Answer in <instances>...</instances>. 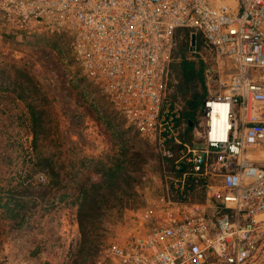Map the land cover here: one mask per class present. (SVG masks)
I'll use <instances>...</instances> for the list:
<instances>
[{"label":"built area","instance_id":"obj_1","mask_svg":"<svg viewBox=\"0 0 264 264\" xmlns=\"http://www.w3.org/2000/svg\"><path fill=\"white\" fill-rule=\"evenodd\" d=\"M0 14L67 32L84 74L169 164L145 229L109 242L106 264H264V0H0ZM184 28L205 63L192 119L169 94Z\"/></svg>","mask_w":264,"mask_h":264},{"label":"rangeland","instance_id":"obj_2","mask_svg":"<svg viewBox=\"0 0 264 264\" xmlns=\"http://www.w3.org/2000/svg\"><path fill=\"white\" fill-rule=\"evenodd\" d=\"M182 57L201 58L179 30L169 64V94L182 108H191L207 88L197 77H184ZM0 59L28 68L43 87L52 126L41 148L60 173L57 188L44 199L28 200L16 216L3 211L7 198L0 200V264H106L109 242L145 229L142 210L168 191L169 164L104 88L84 74L67 32L43 25L17 30L0 14ZM17 123L11 129L24 140L25 128ZM11 148L5 162L0 156V189L23 164V154L14 151L16 145ZM36 179L45 182V173L38 172ZM93 212L87 220L80 215Z\"/></svg>","mask_w":264,"mask_h":264},{"label":"trees","instance_id":"obj_3","mask_svg":"<svg viewBox=\"0 0 264 264\" xmlns=\"http://www.w3.org/2000/svg\"><path fill=\"white\" fill-rule=\"evenodd\" d=\"M179 30H184L189 41V30L185 28ZM199 37L197 34V47L201 43ZM204 67L205 63L201 58L195 61L182 57L180 61V69L184 77L186 79L197 77L205 91ZM203 96L204 92L196 96L198 98L190 104L191 108L182 109V115L185 118L194 117ZM18 107L21 109L17 113L15 108ZM16 121L19 122L18 125L25 128L24 140L18 131L11 129ZM51 126L50 104L43 87L34 75L28 68L0 59V156L5 162L8 157H11L13 153L11 147L15 145L17 149L14 151L23 154L22 166L15 171L16 175L12 173L11 178L4 180L0 189V200L7 198V201L1 202L4 206L3 211L11 216H16L21 208L26 209L28 200L44 199L49 192L58 187L60 173L55 166L54 158L45 154L41 148L43 140L49 135L48 130ZM38 172L45 173V182L36 179ZM12 179L15 180L11 185ZM9 200H13L14 204L11 205ZM80 215L87 220L93 218L94 212L80 213Z\"/></svg>","mask_w":264,"mask_h":264},{"label":"water","instance_id":"obj_4","mask_svg":"<svg viewBox=\"0 0 264 264\" xmlns=\"http://www.w3.org/2000/svg\"><path fill=\"white\" fill-rule=\"evenodd\" d=\"M195 38H196L195 33H192L191 34V44L192 45L195 43Z\"/></svg>","mask_w":264,"mask_h":264}]
</instances>
